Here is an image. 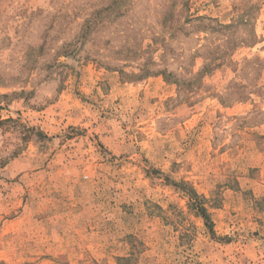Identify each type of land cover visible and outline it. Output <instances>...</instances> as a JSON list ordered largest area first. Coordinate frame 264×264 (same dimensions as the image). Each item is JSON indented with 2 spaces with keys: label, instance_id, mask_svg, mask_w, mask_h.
Here are the masks:
<instances>
[{
  "label": "rangeland",
  "instance_id": "1",
  "mask_svg": "<svg viewBox=\"0 0 264 264\" xmlns=\"http://www.w3.org/2000/svg\"><path fill=\"white\" fill-rule=\"evenodd\" d=\"M0 264H264V0H0Z\"/></svg>",
  "mask_w": 264,
  "mask_h": 264
},
{
  "label": "trees",
  "instance_id": "2",
  "mask_svg": "<svg viewBox=\"0 0 264 264\" xmlns=\"http://www.w3.org/2000/svg\"><path fill=\"white\" fill-rule=\"evenodd\" d=\"M205 218L208 219V217L206 216V214H204Z\"/></svg>",
  "mask_w": 264,
  "mask_h": 264
}]
</instances>
